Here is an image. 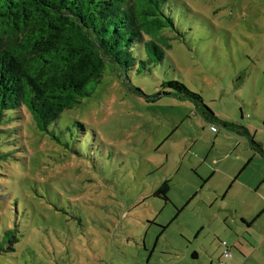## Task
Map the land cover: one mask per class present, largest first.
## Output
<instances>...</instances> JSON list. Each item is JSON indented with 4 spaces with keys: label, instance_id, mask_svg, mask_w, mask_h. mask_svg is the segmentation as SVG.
Wrapping results in <instances>:
<instances>
[{
    "label": "rangeland",
    "instance_id": "rangeland-1",
    "mask_svg": "<svg viewBox=\"0 0 264 264\" xmlns=\"http://www.w3.org/2000/svg\"><path fill=\"white\" fill-rule=\"evenodd\" d=\"M171 1L182 35L156 66L128 70L144 95L105 66L51 133L21 125L27 151L15 152L19 165L0 172V184L23 236L0 264H199L191 254L207 241L194 236L205 207L185 205L199 174L190 165L224 144L208 109L240 122L264 114V0ZM165 180L168 199L155 194Z\"/></svg>",
    "mask_w": 264,
    "mask_h": 264
},
{
    "label": "trees",
    "instance_id": "trees-1",
    "mask_svg": "<svg viewBox=\"0 0 264 264\" xmlns=\"http://www.w3.org/2000/svg\"><path fill=\"white\" fill-rule=\"evenodd\" d=\"M171 2L0 0V172L8 175L12 164L19 165L21 156L15 152L27 151L18 143L21 125L51 133L64 110L91 94L105 66L144 95L129 85L128 70L156 66L171 39L182 35L167 10ZM162 85L202 103L200 95L178 80ZM168 191L165 180L155 194L168 199ZM2 193L0 184V256L13 252L23 236L20 224L10 219Z\"/></svg>",
    "mask_w": 264,
    "mask_h": 264
},
{
    "label": "crops",
    "instance_id": "crops-1",
    "mask_svg": "<svg viewBox=\"0 0 264 264\" xmlns=\"http://www.w3.org/2000/svg\"><path fill=\"white\" fill-rule=\"evenodd\" d=\"M243 116L240 122L210 114L209 129L219 121L224 132L215 139L225 138L224 144L211 143L204 158L190 165L199 174L185 205L199 200L205 207L194 236L207 241L191 254L199 264H264V156L251 142L264 151V114Z\"/></svg>",
    "mask_w": 264,
    "mask_h": 264
},
{
    "label": "built area",
    "instance_id": "built-area-1",
    "mask_svg": "<svg viewBox=\"0 0 264 264\" xmlns=\"http://www.w3.org/2000/svg\"><path fill=\"white\" fill-rule=\"evenodd\" d=\"M210 129L212 131H215L216 130V128L214 126H210ZM222 244L225 246V249L223 251V256L224 257L230 256V251H229L228 247L226 246V242H222ZM220 264H224V263L223 262H220Z\"/></svg>",
    "mask_w": 264,
    "mask_h": 264
}]
</instances>
